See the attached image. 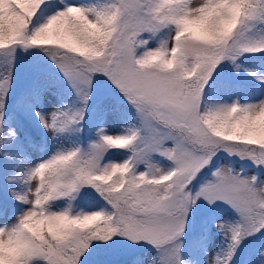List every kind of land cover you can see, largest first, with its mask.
<instances>
[{
    "label": "snow or ice",
    "instance_id": "6c2138e0",
    "mask_svg": "<svg viewBox=\"0 0 264 264\" xmlns=\"http://www.w3.org/2000/svg\"><path fill=\"white\" fill-rule=\"evenodd\" d=\"M0 264H264V0H0Z\"/></svg>",
    "mask_w": 264,
    "mask_h": 264
},
{
    "label": "trees",
    "instance_id": "16d2710c",
    "mask_svg": "<svg viewBox=\"0 0 264 264\" xmlns=\"http://www.w3.org/2000/svg\"><path fill=\"white\" fill-rule=\"evenodd\" d=\"M34 135H36L35 133H33ZM37 139H39V137H37Z\"/></svg>",
    "mask_w": 264,
    "mask_h": 264
}]
</instances>
